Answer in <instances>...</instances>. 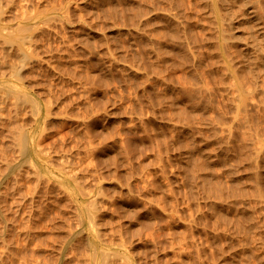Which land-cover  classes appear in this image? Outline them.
<instances>
[{
  "label": "rangeland",
  "instance_id": "1",
  "mask_svg": "<svg viewBox=\"0 0 264 264\" xmlns=\"http://www.w3.org/2000/svg\"><path fill=\"white\" fill-rule=\"evenodd\" d=\"M0 1L41 162L0 264H264V0Z\"/></svg>",
  "mask_w": 264,
  "mask_h": 264
},
{
  "label": "bare ground",
  "instance_id": "2",
  "mask_svg": "<svg viewBox=\"0 0 264 264\" xmlns=\"http://www.w3.org/2000/svg\"><path fill=\"white\" fill-rule=\"evenodd\" d=\"M24 13L26 14V12ZM1 16H2V12H1ZM28 16L29 15L26 14L25 17L27 18ZM22 27L24 28V26ZM22 27L19 29H22ZM25 27L27 28L28 25H25ZM10 31L12 32V30ZM28 37H29V34L28 36H26L22 33H19V34L6 33L0 30V45H1L0 46L1 47L0 48L1 49L0 50V83H5V86H0V132H2L1 128H3L4 126V120L8 118L10 120L12 118L13 120L12 121L13 124L10 125L9 129L5 133V136L7 137V140L9 141V143L7 144L6 153L3 152L5 150L2 151L3 153L0 152L1 153L0 163L4 164V168L2 170L0 169V182L4 178H7L17 168L24 165L25 163H31V161L37 165H40L41 163L38 158L34 157L31 154L36 151V149L32 146V142H33L32 130H30V126H26L27 122L24 121L25 122L24 123L21 119V118H24L23 117L24 112L27 111V110L24 111L25 109L24 107L29 102L28 96H26L24 92L10 89L8 86L10 82H13L12 77L18 75L20 71L30 61L29 54L27 50L25 49L26 45L29 42ZM254 39H255V36H254ZM15 48H17V52H18L17 55L14 54ZM14 55H16V57H14ZM36 107L38 108L37 105ZM30 173L33 174V173H36V171H34L33 169L32 172Z\"/></svg>",
  "mask_w": 264,
  "mask_h": 264
}]
</instances>
